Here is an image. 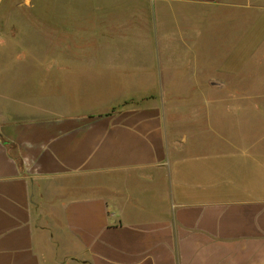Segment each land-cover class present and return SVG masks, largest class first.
<instances>
[{"label":"crops","instance_id":"crops-1","mask_svg":"<svg viewBox=\"0 0 264 264\" xmlns=\"http://www.w3.org/2000/svg\"><path fill=\"white\" fill-rule=\"evenodd\" d=\"M62 1L0 17V264H264L263 103L239 149L148 96L264 91L217 48L264 0Z\"/></svg>","mask_w":264,"mask_h":264},{"label":"rangeland","instance_id":"rangeland-1","mask_svg":"<svg viewBox=\"0 0 264 264\" xmlns=\"http://www.w3.org/2000/svg\"><path fill=\"white\" fill-rule=\"evenodd\" d=\"M77 1L78 3L87 2V0ZM54 2L55 0H0V17L4 13H10L11 9H14V15H19V8H17L19 4H53ZM62 2H69V0ZM255 15L253 13L249 21H245L237 29H232V34L236 32L237 35L230 41L228 40L229 30L222 29L223 33L217 44L218 52L220 51L223 55L226 53L233 55L234 61H230L231 65L228 68L233 73L232 82L241 87H249V78H262L264 75V59H250V55L254 52L264 51V27L251 25V20L256 18ZM222 60L225 59L217 61ZM148 96L169 105L175 117H184V122L180 121L178 124L180 128L190 130L197 127L198 124L194 123L191 117L198 115L214 114L217 117L227 118L222 128L229 129L233 137L232 142H236L239 149H249V100L258 101L264 105V91L165 92L148 93ZM205 102L207 104L203 105ZM234 135L237 138H234Z\"/></svg>","mask_w":264,"mask_h":264}]
</instances>
